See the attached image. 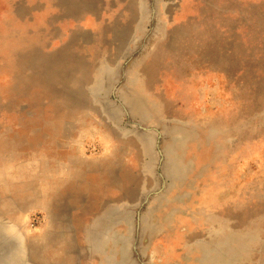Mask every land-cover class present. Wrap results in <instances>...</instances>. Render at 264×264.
<instances>
[{"label":"rangeland","instance_id":"374dc122","mask_svg":"<svg viewBox=\"0 0 264 264\" xmlns=\"http://www.w3.org/2000/svg\"><path fill=\"white\" fill-rule=\"evenodd\" d=\"M0 264H264V0H0Z\"/></svg>","mask_w":264,"mask_h":264}]
</instances>
